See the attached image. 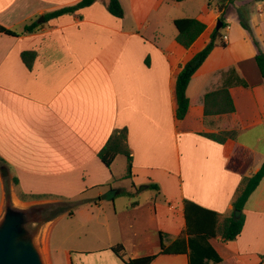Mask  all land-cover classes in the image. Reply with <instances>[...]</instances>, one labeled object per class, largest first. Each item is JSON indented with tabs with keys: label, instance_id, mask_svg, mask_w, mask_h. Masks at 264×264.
I'll return each mask as SVG.
<instances>
[{
	"label": "crops",
	"instance_id": "crops-1",
	"mask_svg": "<svg viewBox=\"0 0 264 264\" xmlns=\"http://www.w3.org/2000/svg\"><path fill=\"white\" fill-rule=\"evenodd\" d=\"M80 1L0 0V27L16 33H0V168L13 183L12 204L33 201L19 200L18 192L78 200L69 217L82 213L104 231L96 247L72 250L63 241L52 254L47 236L54 220L45 222L38 240L45 264H124L113 246L121 245L125 258L135 259L159 254L161 244L167 248L183 237L184 201L217 213L220 222L233 215L243 180L264 163V86L254 60L258 47L239 16L246 5L254 6L248 23L264 52V0H225L217 13L207 5L193 18L205 30L187 49L176 43V29L167 41V0H119L120 20L108 13L109 0L44 18ZM219 19L225 46L215 47L193 75L208 78L178 120L180 68L209 42ZM33 23L37 27L25 32ZM220 89H227L234 113L217 114L220 107L226 109L218 97L207 104L205 115L204 96ZM230 131L233 138L225 135ZM123 133L131 155L129 179H124L125 156H116L109 169L98 157L110 138ZM220 133L223 143L207 136ZM3 179L0 175V215ZM145 191L149 194L142 196ZM243 215L236 240L215 238L209 244L222 260L259 264L264 178ZM151 264H188V256L159 255Z\"/></svg>",
	"mask_w": 264,
	"mask_h": 264
},
{
	"label": "trees",
	"instance_id": "trees-1",
	"mask_svg": "<svg viewBox=\"0 0 264 264\" xmlns=\"http://www.w3.org/2000/svg\"><path fill=\"white\" fill-rule=\"evenodd\" d=\"M97 0H81L75 6L69 8H63L47 14L44 16L46 20L52 19L63 14L72 13L79 9H83L91 6ZM173 2H181L183 0H171ZM108 13L120 20L123 18V10L119 3V0H109L107 6ZM222 7H219V11ZM240 25L246 30L252 37L255 46L258 47V53L254 60L263 79L264 86V52L259 49L258 42L253 37L251 28L249 26L248 20L241 13ZM222 22L221 19H219ZM174 27L177 31L175 41L184 49L189 48L195 40L203 33L205 30V25L200 21L193 18H183L176 19L173 22ZM37 27L36 23L25 26V32H32ZM0 33H4L9 36H15L16 33L6 30L0 27ZM224 47L223 36L219 31L214 30L210 35L209 42L205 47L198 52L193 58H191L186 64L181 66L180 72L176 78L175 84V97H176V117L178 120H182L190 106L193 104L197 94L199 93L201 87L207 80V76L193 79V75L197 69L203 64L206 58L209 56L211 51L217 47ZM222 98L225 102L226 109L220 107L217 114H229L234 113V107L232 100L227 92V89H220L204 96L205 104V115H208L207 104L216 98ZM225 135L233 138L234 132L230 131L225 133ZM224 134H214L207 135L210 139L217 143H223L225 138ZM123 155L127 160V171L124 179L131 178V155L126 144L125 134H119L115 137L110 138L106 146L98 153V157L104 166L109 169L113 160L116 156ZM264 178V163L261 165L260 169L252 176L245 178L239 192L237 193L233 203V215L223 218L220 222V217L217 213L202 208L192 202L184 201L183 215L185 220V231L183 237H179L171 246L165 247L161 244V250L159 254L150 255L135 259H126L124 254V249L121 245H116L111 248V251L121 260L124 264H151L159 255H187L188 264H209L212 262L214 264L225 263V264H240L233 258L227 260H222L214 251V249L209 244L211 239L219 238L223 242H231L236 240V238L241 234L244 215L243 210L248 198L256 190V188L261 183ZM15 185H17V180H15ZM156 188V186H154ZM19 200H43L51 199L47 195H26L21 192L17 193ZM76 203L72 207H76ZM68 212V215H72V211H68L67 208H60L53 213L50 217L43 216L44 221L48 222L52 218ZM187 240H185V237ZM264 264V256L261 257L260 263Z\"/></svg>",
	"mask_w": 264,
	"mask_h": 264
},
{
	"label": "rangeland",
	"instance_id": "rangeland-1",
	"mask_svg": "<svg viewBox=\"0 0 264 264\" xmlns=\"http://www.w3.org/2000/svg\"><path fill=\"white\" fill-rule=\"evenodd\" d=\"M102 1H108V0H102ZM225 0H183L181 2H171L170 0H167V7L165 8L167 11V26H165L164 30L167 34V41L169 39H172L175 34V28L171 22L172 19H183V18H195L200 13L201 10L206 9V6L208 5L210 12H219V7H223V3ZM239 1V0H237ZM217 5H219L218 10L216 9ZM231 10V9H230ZM233 12V11H231ZM254 12V6L253 5H246L242 8L241 14L244 13L246 15V19L248 20V15H251ZM231 15V13H229ZM243 15V14H242ZM229 19V16H228ZM218 23V22H217ZM216 23V26H217ZM223 34V29L220 30ZM124 162V159H119ZM116 172V168L113 170ZM4 192H5V200L11 198V190L13 187L12 181L7 177L4 178ZM123 184H127L126 181H123ZM145 186L141 185L137 187V191H141ZM108 193V191H107ZM149 194V191L143 192L142 196H147ZM38 200H33L28 203L19 204V203H13L16 206L20 207H34L41 209V216L50 217L53 215L54 212L59 210L60 208L64 209L67 208L68 211H72V214L75 213V208L72 207L73 205L81 204L78 200H74L71 202H66L64 200H57V199H45L40 200L39 202H36ZM120 204V202H118ZM104 208L106 211L109 212V206L107 203H104ZM65 213V214H64ZM64 216H56L52 218L51 220H54L52 226L49 229L48 236H47V245L51 253L53 254V250L55 252V249H57L58 245L65 241L67 246L73 249H88L90 247H96L98 245V242L103 237L104 231L98 226L90 225L87 221L85 215H82V213H76V215H73L71 218L68 215V212H64ZM86 214V213H84ZM62 215V214H60ZM58 217V218H57ZM102 218V217H101ZM44 219V218H43ZM103 219H101L102 221ZM77 236L79 239H77ZM67 238L68 240H64ZM91 243H89V239H92Z\"/></svg>",
	"mask_w": 264,
	"mask_h": 264
},
{
	"label": "water",
	"instance_id": "water-1",
	"mask_svg": "<svg viewBox=\"0 0 264 264\" xmlns=\"http://www.w3.org/2000/svg\"><path fill=\"white\" fill-rule=\"evenodd\" d=\"M221 25L219 21L215 30ZM0 175L6 178L7 170L0 168ZM41 213L39 208H19L5 200L0 215V264H45L38 242L45 223Z\"/></svg>",
	"mask_w": 264,
	"mask_h": 264
},
{
	"label": "built area",
	"instance_id": "built-area-1",
	"mask_svg": "<svg viewBox=\"0 0 264 264\" xmlns=\"http://www.w3.org/2000/svg\"><path fill=\"white\" fill-rule=\"evenodd\" d=\"M225 38L223 37V40H224Z\"/></svg>",
	"mask_w": 264,
	"mask_h": 264
}]
</instances>
